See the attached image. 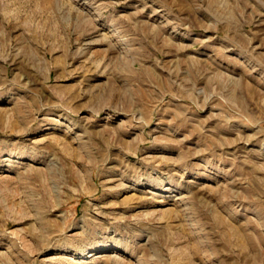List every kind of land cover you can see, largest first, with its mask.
I'll use <instances>...</instances> for the list:
<instances>
[{
    "label": "rangeland",
    "instance_id": "obj_1",
    "mask_svg": "<svg viewBox=\"0 0 264 264\" xmlns=\"http://www.w3.org/2000/svg\"><path fill=\"white\" fill-rule=\"evenodd\" d=\"M0 264H264V0H0Z\"/></svg>",
    "mask_w": 264,
    "mask_h": 264
}]
</instances>
